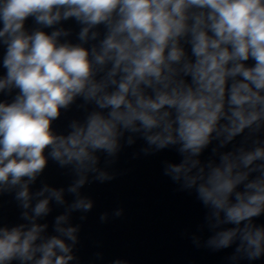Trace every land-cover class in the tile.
Segmentation results:
<instances>
[{"label": "clouds", "instance_id": "clouds-1", "mask_svg": "<svg viewBox=\"0 0 264 264\" xmlns=\"http://www.w3.org/2000/svg\"><path fill=\"white\" fill-rule=\"evenodd\" d=\"M68 20L79 26L76 42L59 27ZM0 46V94L10 97L0 100V191L18 188L28 209L29 184L51 159L78 177L69 211L87 212L92 203L78 193L85 174L111 180L98 154L114 157L122 139L131 146L135 137L145 155L180 154L164 175L194 190L210 228L220 229L209 247L235 243L249 261L264 256V225L254 223L264 214V144L222 153L218 163L199 159L213 139L224 147L245 130L264 131V0H0ZM78 98L83 119L57 133L53 122ZM45 193L22 213L28 224L0 226V264L73 260L65 238L74 244L77 229L64 226L67 215L50 237L36 222L50 200L64 203L63 189L35 195Z\"/></svg>", "mask_w": 264, "mask_h": 264}]
</instances>
